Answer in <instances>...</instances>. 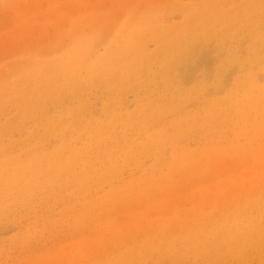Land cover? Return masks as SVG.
Segmentation results:
<instances>
[{"label": "rangeland", "instance_id": "1", "mask_svg": "<svg viewBox=\"0 0 264 264\" xmlns=\"http://www.w3.org/2000/svg\"><path fill=\"white\" fill-rule=\"evenodd\" d=\"M244 1L0 0V264H264V113L245 118L251 132L236 121L213 128L205 116L195 119L202 107L191 103L162 129L153 121L123 129L125 115L142 106L132 77L119 105L104 110L133 64L161 84V56L148 64L146 55L161 42L175 54L170 84L202 89L194 99L213 96L224 108L247 102L245 88L227 95L246 74L227 59L247 57L248 23L232 22L235 39L224 47L217 34L175 39L183 28L214 24L205 9L229 20L230 5ZM262 8L256 33H264ZM122 45L133 51L126 55ZM95 61L103 64L96 78ZM262 68H250L259 86ZM79 69L86 90L64 79ZM149 80L140 79L146 93L160 91ZM176 124L182 130L174 137ZM33 159L39 163L30 170ZM231 225L234 233L211 237ZM189 234L206 248L185 251Z\"/></svg>", "mask_w": 264, "mask_h": 264}, {"label": "bare ground", "instance_id": "2", "mask_svg": "<svg viewBox=\"0 0 264 264\" xmlns=\"http://www.w3.org/2000/svg\"><path fill=\"white\" fill-rule=\"evenodd\" d=\"M261 1L262 0H253L252 2L254 6L248 0L244 1L242 4H239V5L231 4L230 5L231 9L229 12L233 13V14H230V16H233V17L230 18L229 20L224 18L225 17L224 15L222 17H219L217 15V12L211 13L210 11L205 9L206 19L209 20L208 17L211 16V19H213L212 21L214 22V24L209 23L210 21H208V23L201 22L200 25H197L198 29L196 31L194 29H191V33L187 31V29L185 30L183 28V33H177L175 37V39L182 37V40H186L189 44V41L192 42L191 39H194L195 41H197V40H202L204 38H209L211 34H213V36L217 34V38L219 42L222 43L223 44L222 47H224L225 43H232L235 39V30L232 27L231 23L232 22L233 23H237V22L248 23L249 26L252 28L253 33H251L250 31L249 36H248L249 48H248L247 57L245 58L244 61L242 60L240 62V59L238 56H235L234 54H230L227 59V62L229 65L234 62H239L243 66L242 70L246 71V74L243 77L244 84H240L239 81H237L236 84L232 85V90L228 91L227 95L229 96L234 95V94L238 95L237 93L240 92V89L245 88V90L248 93L247 102H244L242 100L237 101V99L236 100L233 99L235 103L230 104L229 107L224 108L222 104V99L218 100L216 97H213V96L207 95L203 99H199V100L194 99L195 95L205 92L202 89L190 90L184 87L183 84L182 85L176 84V83L170 84L167 78L169 77L170 72L172 71L174 72L176 69L173 66L174 60H175L174 59L175 54H173L172 56L170 54L171 42H166V43L161 42L158 45L157 50L146 54L149 58L148 64H152L154 60L153 57H156L158 54L161 56L160 66L161 68H163L162 72H160V75H159L160 81H162L161 84L157 83L159 80L156 77H151L150 68L139 69V66H140L139 63L133 64L130 66V68L125 73L127 74L130 71H132L131 75L127 74L121 80L114 82L116 85H113L111 88H116L115 90H113V91H116V97L112 98L111 100H106V102L104 103V108H105L104 110H109L116 104L119 105L118 101L121 102V98H120L121 92L120 91L123 88V85L127 83L125 80L132 77V81L135 86L130 87V90L133 89L135 94L138 95L137 102H141L142 106L141 108L131 113H127L125 115L127 121L130 124L129 123L122 124L123 129H125L126 124L135 128L137 131L142 130L143 128L147 129L149 128V125L152 124V121L154 124L158 125L159 129H162L165 126V122H168L166 120L168 119L173 120L175 117H177V115H179L180 108L183 110H187L188 106L191 103H196V104L201 105L202 112L197 113L195 111V113H192V114L196 116L195 119H198V117L202 115L205 116L208 119L207 125H209L210 127L214 128L215 126L229 124L230 122L234 123L236 121V127H239V125L243 123L244 125L242 129L248 130V132H251L253 129L252 127L254 125L250 124V122H244L245 118H251V119L254 118L250 114L252 110L257 111L260 114L264 113V91L261 89L264 86H259L257 79L254 76H252V73H250V68L254 65L262 66L263 67L262 69L264 71V33L260 31L259 32L261 34L256 33L257 18H259L258 14L262 13L263 11L262 7L264 5V3L261 5ZM228 10L229 9H227V11ZM238 15L241 17H238ZM183 25H189V19L183 21ZM169 29L170 28L168 29L165 28V30L167 31V33L165 34H168V35H165L163 38L169 39L171 41L172 36H170L168 32ZM211 32H216V33H211ZM236 43L237 41L234 42V47L237 45ZM181 47H184V45H182ZM121 48L122 50L123 48H125L124 50H125L126 55H128L129 53L133 51V48L128 45L126 47L122 45ZM75 50H78V49L76 48ZM122 56L123 55H120L119 57H122ZM168 57H169V62H168ZM128 63H124L122 62V60L117 59V64L119 65V67L127 68ZM65 64L69 65L70 62L66 63V60H65ZM91 68H92L94 77L96 78L103 71V64L101 61H95L92 63ZM116 68L117 67H113V69H116ZM81 69L74 70L75 75L73 76L71 74H66V78H64L66 80H69L72 84L75 85V87H73V90H75L78 86H80L81 88L80 90L87 89V87L81 84L84 81L81 80L82 78L78 75ZM111 69L112 67H109V72H112ZM64 72L68 73L72 71L71 69H68L67 71H64ZM144 73H146L148 75V78H150L149 83L154 84V86L160 91L154 90L155 92L152 94L146 93L147 92L146 88L149 85L147 84L146 81L140 82V79ZM52 75L54 74L52 73ZM34 77H35V72H33L32 78ZM104 80H105V76H104ZM37 87H40V86H37ZM217 90H219V86L215 87V91ZM140 113L142 114L143 120L145 122L144 124H139L141 122V119L139 118ZM155 114H158V115H155ZM22 115L23 116L29 115V106L24 108V112ZM187 116L189 117V114ZM20 121H22V118H20ZM177 124L174 126V128H172L173 131L171 132V134L174 137L178 136L180 134V131L182 130L181 128L177 127ZM159 133L160 132L153 133L151 135L153 137L156 136V134L159 136ZM99 137L100 136L98 135H93V137H91V140H95ZM137 145L138 144L135 142V148ZM133 147H134L133 143H131L130 145H128L126 148L123 149V152L130 151V149H133ZM90 151L91 149H87V152L91 154ZM38 160L39 159H33V161H30V162L24 160V162L25 163L29 162L28 169L31 170L34 167L36 168L37 164L39 163ZM83 176H87V175H82V177ZM236 228L238 227L231 225V226H225V228L223 229L215 230L217 231L216 233H214V231L213 232L211 231L212 232L211 237L218 238L220 236H223L224 233H231V232L234 233ZM187 240H188V246L185 244H181L182 247L184 246L188 247L185 251L190 250L193 252H199L203 250L204 248H206V243L204 241H201L203 242V245H201V242L198 243V241L195 239V237L192 234L188 235ZM225 240H228V239H225ZM207 248L211 249V245L208 244Z\"/></svg>", "mask_w": 264, "mask_h": 264}]
</instances>
